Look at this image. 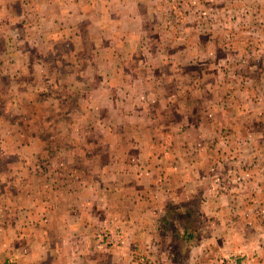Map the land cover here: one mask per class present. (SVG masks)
<instances>
[{
	"label": "crops",
	"instance_id": "crops-1",
	"mask_svg": "<svg viewBox=\"0 0 264 264\" xmlns=\"http://www.w3.org/2000/svg\"><path fill=\"white\" fill-rule=\"evenodd\" d=\"M84 45L98 51L86 54ZM42 69L81 85L75 94L90 99L88 112H104L94 103L106 98L109 128L152 135L160 126L156 139L172 138L174 146L142 153L132 147L140 140L134 130L116 137L129 150L70 148L96 166L82 175L69 168L63 180L52 171L54 188L63 184L68 193L66 202L53 195L51 203H33L28 190L22 197L31 181L8 179L1 152L0 264H221L230 256L264 264V0H0V80H30ZM199 72L245 81L244 100L236 101L235 89H209L219 99L210 121L182 100L141 103L139 96L202 95L198 87H170ZM221 100L232 112L226 122ZM5 112L0 145L12 144L24 159L40 154L39 137L7 132L20 122H7ZM14 206L29 213L13 219Z\"/></svg>",
	"mask_w": 264,
	"mask_h": 264
},
{
	"label": "rangeland",
	"instance_id": "rangeland-1",
	"mask_svg": "<svg viewBox=\"0 0 264 264\" xmlns=\"http://www.w3.org/2000/svg\"><path fill=\"white\" fill-rule=\"evenodd\" d=\"M83 49L84 52L87 51L86 54L96 53L98 51V48L92 49L85 47ZM66 50L64 51V48H61V53L66 54ZM74 50L71 49V51ZM77 52L81 53L80 49ZM77 59L81 60L78 57ZM80 65H82V63H79L78 66L80 67ZM68 66L69 65L65 64L59 65V67L63 68H67ZM138 66L139 65H135L136 68ZM141 68L145 69V65H141ZM33 70L34 69L32 67V72ZM30 75V80L27 78H18L17 75L15 76V79L9 80L5 78L0 80V115L3 117L2 111L5 110L7 111L5 112V118H7V120H5L7 122H20L19 125H13L11 128H7V132L9 134L15 135L18 132L21 136L25 135L27 138L29 135H35L36 137H39L43 142L42 148H40L41 152L40 154L34 155L24 154V159L19 157L18 154L13 151L12 144L10 148L1 144L0 153L2 152L5 158L2 160L1 166L2 169L5 170L4 172H7L6 175L8 179H11L13 176L19 178V176L22 174V180L25 178L26 181H31V183L27 182L26 186H24L19 193L22 194V192L28 190V196L31 197L30 200H32L33 203H51V201L54 200L53 197L55 195H58L59 199H62L63 201L65 200L66 202L68 190L66 191V188L63 184H61V186L56 189L54 188L58 182L57 178L54 177L53 174H63V177L59 176L62 177L60 179L63 180L65 173H67L66 170L69 172V168H76L78 171L82 172L79 175H82L86 168L95 167L97 162L89 158L81 160V155H79V158L73 157L70 148H73L80 154L85 152L92 154L93 152H98L100 150L103 151V149L107 152L113 147H115L117 151L121 150L122 147H124V150H129V144H124V139L123 142L120 143L116 137L119 139L123 138L124 136L129 137V133L133 132L134 130H137L139 133L143 128H109V125L111 124L107 121L109 119H113V112L112 105L107 103V99L103 97L105 99H100L99 102L94 103L95 107L105 110L104 112L98 111V113H93V109L88 112L87 109L89 110L90 106L87 104V101H90V99H85L84 102H82V99L75 94L81 85L78 83H75L74 85L72 83L73 80L69 78H61L59 71L54 74V72L50 69L45 71L42 69V73L36 75V77L33 74ZM62 75H66L65 72L62 73ZM196 75L197 77H200V79H186L184 81L177 78L171 81L170 87L172 86L171 88L178 90L179 88L185 86L187 91L193 87H198L199 89L203 90L202 95H191V93H189V95L186 96H172L171 100L167 97L162 98L161 96H139L141 103L153 104L154 107H157L159 104L171 105L175 99L182 100V103L186 107H188L186 104H193L197 111L196 113L200 116L206 117L210 121L214 119L216 113L213 111L212 105L216 102L217 97L214 95V93L210 94L209 89H215L216 87L219 89H235L234 91H237L235 96L236 101L241 104V99L244 100V97L241 95V89L245 87V81L241 79L232 80L224 77L213 79V73L210 72H206L204 75L199 72ZM36 78L39 80H36ZM106 83L107 85L109 84L108 82ZM156 83L159 85H165V82H161V79H159V81H155V84ZM10 85L15 87L12 89ZM157 85L156 87H160ZM150 86H152V83H150ZM35 89L38 90L36 93ZM1 93L3 94L1 95ZM109 98L112 99V97ZM217 101H219V99ZM81 102L87 106L85 112L84 107H82L83 111L80 107ZM224 103L225 101L221 100V108H224L223 112L219 111V121L222 122H226V120L229 118L231 119L232 113L226 110V105ZM102 104L109 106L111 110H107V108ZM207 104L211 106L210 111L212 112H209L208 116H204V109H209ZM86 114L89 116H86ZM82 115L87 118L86 120L90 121V124L86 125L85 127L79 126V119H82ZM175 115V113H172V115L169 117L171 123L176 119ZM92 116H94V118H92ZM150 116L151 113L149 114V118H151ZM95 118L100 121L105 120L106 124L104 126L108 127H103V125L99 126V123L97 120H95ZM119 118L121 117H118V119ZM154 130L155 131L152 135H146V132H144V134L139 133L138 135L140 140L138 141L137 145L132 147L142 153L149 152L152 154L155 151L157 153H165L172 149L174 146V140H172V138H166L163 140L160 139L162 141L159 142V139L156 138H159L161 135V127L159 126V128H154ZM215 130L220 131L219 128H216ZM219 131L217 133H219ZM103 143L105 144L103 145ZM112 160L113 159L107 158L104 160V162L107 163L108 166L110 162L112 163ZM24 170H27V175L23 174ZM52 180H54V182ZM219 181L221 182L220 184L223 185V178H220ZM14 190L11 189L10 192L15 194ZM90 194L91 193H89V195ZM23 195L25 194H22V197ZM109 195L111 197L113 196L111 194ZM16 196L17 195L11 197L9 202L13 203ZM19 210L20 209H17L16 206L10 208V217L13 219H20L21 216H27V213H29L25 209L20 210L21 212ZM45 215L46 214L44 212L43 216ZM29 217H31L30 214Z\"/></svg>",
	"mask_w": 264,
	"mask_h": 264
},
{
	"label": "built area",
	"instance_id": "built-area-1",
	"mask_svg": "<svg viewBox=\"0 0 264 264\" xmlns=\"http://www.w3.org/2000/svg\"><path fill=\"white\" fill-rule=\"evenodd\" d=\"M221 264H243V261H240V259L236 256H230L225 258Z\"/></svg>",
	"mask_w": 264,
	"mask_h": 264
}]
</instances>
